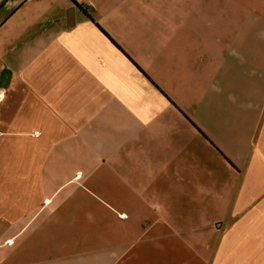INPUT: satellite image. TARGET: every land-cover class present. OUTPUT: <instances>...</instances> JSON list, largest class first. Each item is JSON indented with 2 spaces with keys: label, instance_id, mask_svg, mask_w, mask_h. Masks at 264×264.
Instances as JSON below:
<instances>
[{
  "label": "crops",
  "instance_id": "0c3cea01",
  "mask_svg": "<svg viewBox=\"0 0 264 264\" xmlns=\"http://www.w3.org/2000/svg\"><path fill=\"white\" fill-rule=\"evenodd\" d=\"M0 264H264V0H0Z\"/></svg>",
  "mask_w": 264,
  "mask_h": 264
}]
</instances>
